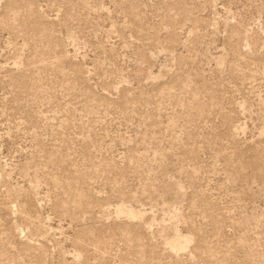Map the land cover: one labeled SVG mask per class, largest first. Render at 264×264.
I'll use <instances>...</instances> for the list:
<instances>
[{"label": "rangeland", "instance_id": "rangeland-1", "mask_svg": "<svg viewBox=\"0 0 264 264\" xmlns=\"http://www.w3.org/2000/svg\"><path fill=\"white\" fill-rule=\"evenodd\" d=\"M0 264H264V0H0Z\"/></svg>", "mask_w": 264, "mask_h": 264}, {"label": "bare ground", "instance_id": "bare-ground-1", "mask_svg": "<svg viewBox=\"0 0 264 264\" xmlns=\"http://www.w3.org/2000/svg\"><path fill=\"white\" fill-rule=\"evenodd\" d=\"M122 212L125 213V214H127L130 218H135L136 217L132 212L127 211L125 209ZM183 244L184 243L181 240V237L179 235H176L175 238L170 242V246L173 249H183L184 248V245Z\"/></svg>", "mask_w": 264, "mask_h": 264}]
</instances>
